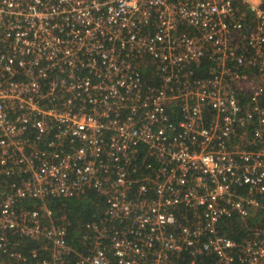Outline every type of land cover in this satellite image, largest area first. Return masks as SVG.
<instances>
[{
  "label": "built area",
  "instance_id": "2783aa9c",
  "mask_svg": "<svg viewBox=\"0 0 264 264\" xmlns=\"http://www.w3.org/2000/svg\"><path fill=\"white\" fill-rule=\"evenodd\" d=\"M88 190L77 251L48 200ZM257 214L264 0H0V264H264L221 231Z\"/></svg>",
  "mask_w": 264,
  "mask_h": 264
},
{
  "label": "trees",
  "instance_id": "16d2710c",
  "mask_svg": "<svg viewBox=\"0 0 264 264\" xmlns=\"http://www.w3.org/2000/svg\"><path fill=\"white\" fill-rule=\"evenodd\" d=\"M208 61L204 60L199 65L197 75L204 77L207 75L206 66ZM142 72L145 79L149 78V69L142 68ZM178 110V109H177ZM168 113L173 121H178L181 115L173 110H168ZM48 205L53 211L56 217L60 218L67 229L66 241L72 246L74 250L86 251L91 246L93 233L88 229L87 224L92 222H100L102 219L105 200L103 196L98 195L92 190H88L78 196L66 197V198H52L48 200ZM31 207V205H29ZM261 225L264 226V222L260 220L259 215H254L247 221L243 222L237 217L227 219L221 227V231L228 237L241 241L244 237L250 233V228ZM15 247L22 250L24 253L32 249L38 248L39 244L36 241L14 237L12 240ZM73 260L72 256L68 257L65 264H71ZM33 264V263H30Z\"/></svg>",
  "mask_w": 264,
  "mask_h": 264
}]
</instances>
